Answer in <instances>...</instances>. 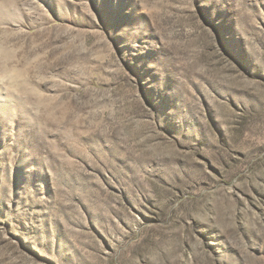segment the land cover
I'll use <instances>...</instances> for the list:
<instances>
[{
    "label": "rangeland",
    "instance_id": "374dc122",
    "mask_svg": "<svg viewBox=\"0 0 264 264\" xmlns=\"http://www.w3.org/2000/svg\"><path fill=\"white\" fill-rule=\"evenodd\" d=\"M0 264H264V0H0Z\"/></svg>",
    "mask_w": 264,
    "mask_h": 264
}]
</instances>
